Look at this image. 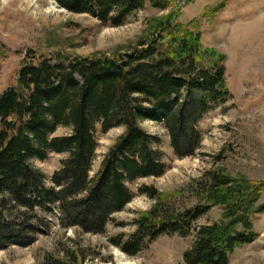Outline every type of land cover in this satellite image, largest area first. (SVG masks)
<instances>
[{
    "label": "trees",
    "instance_id": "1",
    "mask_svg": "<svg viewBox=\"0 0 264 264\" xmlns=\"http://www.w3.org/2000/svg\"><path fill=\"white\" fill-rule=\"evenodd\" d=\"M53 1L110 27L124 25L146 4L161 11L169 7L167 0ZM157 30L116 60L23 64L16 85L0 94V245L33 242L29 232L35 236L46 223L37 210H55L63 227L79 225L85 233H103L113 215L133 199L129 185L164 173L159 139L140 128L143 120L163 126L177 159L194 156L202 140L199 123L231 99L224 58L204 48L199 33L169 20L159 21ZM120 127L123 134L90 178L97 130L106 134ZM60 128L69 133L55 137ZM50 154L66 157L51 177L53 186L44 188V176L31 160L45 161ZM187 190L198 202L180 210L183 193L161 200L152 189L141 188L140 194L154 206L131 223L129 235L113 236L109 243L135 257L161 236H192L182 255L184 264H229L235 249L256 240L252 220L264 213V206H258L264 182L236 180L218 168ZM213 207L220 208V221L200 226L199 219ZM79 263L73 252L45 258V264Z\"/></svg>",
    "mask_w": 264,
    "mask_h": 264
},
{
    "label": "rangeland",
    "instance_id": "2",
    "mask_svg": "<svg viewBox=\"0 0 264 264\" xmlns=\"http://www.w3.org/2000/svg\"><path fill=\"white\" fill-rule=\"evenodd\" d=\"M164 11L146 4L120 27H110L88 14H73L59 8L53 0H0V94L14 87L23 64H52L74 58L116 60L158 32L159 21L199 33L204 48L223 56L225 83L231 99L207 113L198 125L201 143L194 156L177 159L166 130L159 123L143 120L140 128L157 137L165 170L160 177L139 179L129 185L133 199L113 215V222L101 234L85 233L79 225H58L55 210H37L46 222L33 242H8L0 245V264H45L46 256L63 258L73 252L79 264H184L182 255L192 236H161L135 257H128L109 243V238L129 235L131 223L146 215L155 202L140 194L148 187L161 200L178 198L177 207L191 208L198 202L188 186L210 170H224L236 180L264 182V0H167ZM153 36V35H152ZM122 127L96 133L97 149L90 178L100 168L110 147L123 134ZM68 130L60 128L55 137ZM66 157L50 154L45 161L31 160L44 176V188H51V177ZM218 161V163H217ZM187 164V168H180ZM191 171V172H189ZM258 206H264V192ZM1 203L0 199V207ZM181 207V208H180ZM219 207L199 219L204 226L220 221ZM121 225V226H119ZM252 229L257 234L252 244L235 249L229 264H264V213L254 216ZM29 229L26 228V233ZM23 240V238H21Z\"/></svg>",
    "mask_w": 264,
    "mask_h": 264
},
{
    "label": "bare ground",
    "instance_id": "3",
    "mask_svg": "<svg viewBox=\"0 0 264 264\" xmlns=\"http://www.w3.org/2000/svg\"><path fill=\"white\" fill-rule=\"evenodd\" d=\"M187 167H188V165L185 164V163H184L183 165L180 166V168H182V169H183V168H187ZM189 172H191V171H189Z\"/></svg>",
    "mask_w": 264,
    "mask_h": 264
}]
</instances>
